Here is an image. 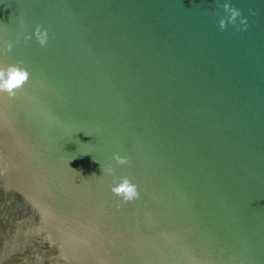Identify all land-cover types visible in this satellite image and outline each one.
<instances>
[{"label": "water", "instance_id": "1", "mask_svg": "<svg viewBox=\"0 0 264 264\" xmlns=\"http://www.w3.org/2000/svg\"><path fill=\"white\" fill-rule=\"evenodd\" d=\"M224 3L0 0V264H264V0Z\"/></svg>", "mask_w": 264, "mask_h": 264}, {"label": "clouds", "instance_id": "2", "mask_svg": "<svg viewBox=\"0 0 264 264\" xmlns=\"http://www.w3.org/2000/svg\"><path fill=\"white\" fill-rule=\"evenodd\" d=\"M223 7L224 10L229 13L228 23L233 22L238 16H240L239 10L234 7H230L228 0H225ZM240 22L244 24L245 19L241 18ZM225 23V20L221 19L220 27L223 28ZM33 34L36 36V39L41 45H45L47 43L48 32L46 29L41 30L37 27ZM11 47L12 45L9 44L8 50H11ZM29 78L30 73L28 70L18 64H11L6 67L0 66V92H6L9 96H12L15 94L17 89L22 87L28 81ZM113 159L117 164L127 163V158L120 155H114ZM108 172L111 173L112 169H108ZM111 190L113 193L121 196L124 200L133 199L138 195L136 185H134L127 176L119 177L118 183L113 184Z\"/></svg>", "mask_w": 264, "mask_h": 264}]
</instances>
